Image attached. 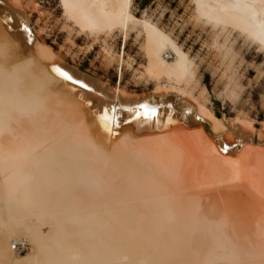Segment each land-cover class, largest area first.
I'll return each mask as SVG.
<instances>
[{
  "label": "bare ground",
  "instance_id": "6f19581e",
  "mask_svg": "<svg viewBox=\"0 0 264 264\" xmlns=\"http://www.w3.org/2000/svg\"><path fill=\"white\" fill-rule=\"evenodd\" d=\"M193 2L198 18L264 48V0ZM61 4L96 38L119 30L126 41L140 24L145 71L167 84L136 98L119 83L108 91L3 7L0 264H264V126L219 117L176 86L188 56L138 22L132 0ZM19 240L23 254L11 250Z\"/></svg>",
  "mask_w": 264,
  "mask_h": 264
},
{
  "label": "rangeland",
  "instance_id": "374dc122",
  "mask_svg": "<svg viewBox=\"0 0 264 264\" xmlns=\"http://www.w3.org/2000/svg\"><path fill=\"white\" fill-rule=\"evenodd\" d=\"M10 5L25 14L29 28L40 32L65 65L108 91L119 83L136 98L167 84L145 71L146 36L140 24L129 26L126 41L119 30L96 38L68 20L61 0H1L0 14ZM130 11L138 22L148 21L167 34L188 56L189 73L176 86L185 87L219 117L251 121L254 129L264 126V48L233 27H215L198 18L193 0H132Z\"/></svg>",
  "mask_w": 264,
  "mask_h": 264
},
{
  "label": "built area",
  "instance_id": "2783aa9c",
  "mask_svg": "<svg viewBox=\"0 0 264 264\" xmlns=\"http://www.w3.org/2000/svg\"><path fill=\"white\" fill-rule=\"evenodd\" d=\"M29 248L28 243L25 240H19L12 244L11 250L17 254L25 253Z\"/></svg>",
  "mask_w": 264,
  "mask_h": 264
},
{
  "label": "water",
  "instance_id": "95a60500",
  "mask_svg": "<svg viewBox=\"0 0 264 264\" xmlns=\"http://www.w3.org/2000/svg\"><path fill=\"white\" fill-rule=\"evenodd\" d=\"M65 76H67V74H65ZM138 105L142 106L141 104H138ZM155 116H156V114L154 113V116L153 117H155Z\"/></svg>",
  "mask_w": 264,
  "mask_h": 264
}]
</instances>
